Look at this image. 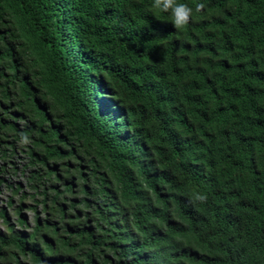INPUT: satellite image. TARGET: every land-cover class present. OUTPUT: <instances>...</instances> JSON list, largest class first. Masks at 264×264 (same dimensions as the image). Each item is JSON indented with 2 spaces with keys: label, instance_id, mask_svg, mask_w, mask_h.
<instances>
[{
  "label": "trees",
  "instance_id": "1",
  "mask_svg": "<svg viewBox=\"0 0 264 264\" xmlns=\"http://www.w3.org/2000/svg\"><path fill=\"white\" fill-rule=\"evenodd\" d=\"M176 3L0 0V264H264V0Z\"/></svg>",
  "mask_w": 264,
  "mask_h": 264
},
{
  "label": "clouds",
  "instance_id": "2",
  "mask_svg": "<svg viewBox=\"0 0 264 264\" xmlns=\"http://www.w3.org/2000/svg\"><path fill=\"white\" fill-rule=\"evenodd\" d=\"M154 8L160 9L164 12H170L172 17V23L174 28L182 29L187 25L192 17L193 9L186 4H177L176 0H154ZM204 8L202 3H198L195 6L197 12ZM195 199L203 201L206 200V196L197 195Z\"/></svg>",
  "mask_w": 264,
  "mask_h": 264
},
{
  "label": "rangeland",
  "instance_id": "3",
  "mask_svg": "<svg viewBox=\"0 0 264 264\" xmlns=\"http://www.w3.org/2000/svg\"><path fill=\"white\" fill-rule=\"evenodd\" d=\"M17 155H18V157L20 156V158L23 157L22 153L19 151H17ZM2 176H3L4 181H1V183H0V206H5V205H7L6 202H7L8 197L11 196V194H12V192H10V189L8 187L9 185H7V183L14 185V183L19 180L21 182V185H22V191L26 192L27 189H26V185H25V180H24L23 176L21 177L19 171H16V174L12 175V172H10V174H9L7 172V167H5V173ZM18 195H19V192L12 195L13 196L12 197L13 204H17L20 201ZM26 198L24 199V202L27 205L28 204L27 202H29L30 200H27ZM22 212L26 215V217L31 218V216H32L31 211H29L25 208L24 210H22ZM0 228H3L1 220H0Z\"/></svg>",
  "mask_w": 264,
  "mask_h": 264
}]
</instances>
